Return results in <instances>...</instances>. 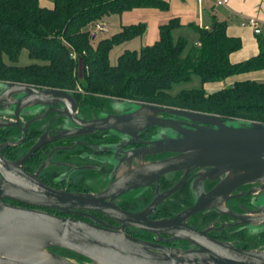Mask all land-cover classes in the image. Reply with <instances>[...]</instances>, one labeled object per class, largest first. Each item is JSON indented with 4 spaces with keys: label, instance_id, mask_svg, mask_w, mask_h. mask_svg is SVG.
I'll list each match as a JSON object with an SVG mask.
<instances>
[{
    "label": "water",
    "instance_id": "1",
    "mask_svg": "<svg viewBox=\"0 0 264 264\" xmlns=\"http://www.w3.org/2000/svg\"><path fill=\"white\" fill-rule=\"evenodd\" d=\"M94 36L93 32L91 39ZM0 88H4L0 94V107L8 105L5 113L13 115L15 121L19 113L32 114L34 106H56L54 109L59 110L62 117L81 129L78 133L107 131L124 143L149 145L135 153L174 154L141 167H136L135 163L134 168L105 188V194L102 191L94 195L55 189L20 168L28 154L42 144L41 139L20 160L7 161L0 155V199L60 213L97 211L120 224L115 230L99 221L91 223L4 204L0 200V264H76L71 258L54 252V248L79 255L85 259L84 264H264V249L237 247L209 238L205 231L179 224L184 217L202 210H223V203L231 197L230 193L241 185L257 184L246 193L260 191L259 195L264 197V123L223 120L214 114L117 99L104 100L105 107L112 113H100L80 121L68 91L10 82L0 83ZM9 95L15 97L6 101L4 97ZM50 110L29 120L23 127L44 117ZM0 124L14 126L16 123L0 120ZM150 127L154 128L156 137L151 141L140 140L138 136ZM195 168H205L207 177L221 178L172 219L148 220L146 214L177 190L180 181L155 198L144 212H126L103 201L111 191L121 193L146 186L160 174L178 170L186 173ZM244 220L250 224L264 223V203H258L253 215ZM124 226L153 234H168L172 240L189 241L194 247L180 249L158 245L123 232Z\"/></svg>",
    "mask_w": 264,
    "mask_h": 264
},
{
    "label": "trees",
    "instance_id": "2",
    "mask_svg": "<svg viewBox=\"0 0 264 264\" xmlns=\"http://www.w3.org/2000/svg\"><path fill=\"white\" fill-rule=\"evenodd\" d=\"M138 7L164 10L167 3L52 0V6L46 8L39 6L38 0H0V81L57 89L79 88L78 101L93 106L109 99L130 100L214 114L223 120L264 123V81H236L213 91L203 88L207 82L264 69V41L260 37L255 56L233 64L228 61V54L239 48L240 41L225 34L224 22L214 20L209 28L187 25L195 34L189 40L174 35L181 25L170 19L159 26L154 43L138 50H123L111 65L109 52L139 35L143 24L122 26L120 31L95 43L88 27L108 15ZM23 48L31 62L20 65L16 59ZM71 52H75L74 59ZM2 57L8 61L4 62ZM194 78L198 81L193 86H185ZM254 247L257 248L256 244ZM52 250L67 253L76 264L85 261L66 250Z\"/></svg>",
    "mask_w": 264,
    "mask_h": 264
},
{
    "label": "flooded vegetation",
    "instance_id": "3",
    "mask_svg": "<svg viewBox=\"0 0 264 264\" xmlns=\"http://www.w3.org/2000/svg\"><path fill=\"white\" fill-rule=\"evenodd\" d=\"M3 89L0 88V94ZM62 90L71 93L75 102V114L80 121L97 117L100 113H112L105 107L104 100L96 106L81 104L77 99L81 93L79 88ZM13 97L15 95L5 96L4 99L7 101ZM6 107L8 105L0 107V120L16 124L14 126L0 124V155L7 161L20 160L41 139L42 144L29 153L19 166L24 172L34 174L44 184L65 192L94 195L103 191L105 194V188L124 172L134 168L135 163L136 167H141L174 155L168 152L144 155L140 152L135 153L137 152L135 150H145L149 145L142 142L124 143L122 139L107 131L78 133L81 129L62 117L60 111L54 109L56 106H34L31 108L34 110L32 114L19 113L16 121L13 115L5 113ZM50 108L44 117L23 127L26 122L42 115ZM51 119L53 120L50 121ZM64 134L68 135L56 138ZM156 135L154 128L150 127L145 128L138 138L151 141ZM205 172V168H195L186 173L183 170L163 173L146 186L130 188L121 193L111 191L103 201L126 212H144L149 209L155 198H159L163 192L180 181L181 185L177 190L163 198L146 214L148 220L172 219L191 206L196 196L207 192L221 178L207 177ZM256 186L257 184L241 185L230 193L231 197L223 203L225 206L223 210H202L184 217L179 224L197 231H205L209 238L226 241L237 247L242 246L241 248H244L242 239L253 237L256 247L264 249V232L252 231L250 226L257 223L244 222V219L251 217L257 209L258 202L255 198L260 191L255 194L246 193ZM0 200L4 204L34 208L91 223L99 221L110 229L120 228L119 223L97 211L74 210V213H60L7 198ZM244 216L247 218L243 219ZM121 230L131 236L166 247L180 249L194 247L189 241L172 240L168 234H153L133 226H124Z\"/></svg>",
    "mask_w": 264,
    "mask_h": 264
},
{
    "label": "crops",
    "instance_id": "4",
    "mask_svg": "<svg viewBox=\"0 0 264 264\" xmlns=\"http://www.w3.org/2000/svg\"><path fill=\"white\" fill-rule=\"evenodd\" d=\"M163 1L167 3V8L164 10L149 7L132 8L118 15H108L102 22L104 23L105 20L106 29V22H108L115 33L120 31L122 26L143 24V31L127 40L137 39V49L131 50H138L154 43L158 39L159 26L167 23L170 19H176L181 25L174 31V35H182L192 39L195 34L187 25L193 24L197 27L209 28L214 20L224 22L225 34L236 37L240 41L239 48L228 54V61L232 64L255 56L258 52L257 38L260 37L264 41V0H224L222 3H217L220 0ZM38 4L41 7L50 8L52 0H38ZM246 18H254L258 22L259 33L255 34L251 27L241 24ZM243 80L264 81V69L237 73L217 82H207L203 84V88L207 91H213Z\"/></svg>",
    "mask_w": 264,
    "mask_h": 264
},
{
    "label": "rangeland",
    "instance_id": "5",
    "mask_svg": "<svg viewBox=\"0 0 264 264\" xmlns=\"http://www.w3.org/2000/svg\"><path fill=\"white\" fill-rule=\"evenodd\" d=\"M104 25H105V20H104ZM106 26H107V29H106V31L104 33L103 32L102 33H96V36L93 38V43H95L101 37H109L113 33H115V31L113 30V28L110 26V24L108 22H106ZM188 39L191 40L192 38L190 39V37H188ZM136 45H137V39H135V38L132 41H126V42L121 43L117 48H114L113 50H111L109 52V54H108L109 63L111 65L115 64L118 55L123 51V49H130V50L131 49H137ZM2 60L4 62L8 61V59L5 58V57H2ZM30 62H31V60L28 57L26 50L24 48L21 49L19 54H18V57L16 59V63L20 64V65H24V64H28ZM77 76H78V78L80 80V78H81V69H80L79 65H78V68H77ZM197 81H198L197 78H194V79H192L191 82H189L185 86H193L194 83L197 82ZM3 82H6V81H3ZM10 83H15V82H10ZM21 84H26V83H21ZM142 103H148V102H142ZM149 104H153V103H149ZM154 105H158V104H154ZM159 106L171 107V106H167V105H159ZM173 108H176V107H173ZM256 200H257L258 203H264V197L261 196V195H259ZM250 228H252V231L262 230V229H264V223H260V224H257V225L250 226ZM254 239L255 238H253V237L247 238V239H242L243 242L242 241L241 242L243 243V246H245V245L248 246V247L245 246V248H250V247H254V245H255V240ZM238 247H242V246H238ZM258 249H262V248H258ZM60 253H62L63 256L70 258L67 253H65V252H60ZM71 259H73V261L75 260L74 258H71ZM77 264H84V262H81V263L77 262Z\"/></svg>",
    "mask_w": 264,
    "mask_h": 264
},
{
    "label": "built area",
    "instance_id": "6",
    "mask_svg": "<svg viewBox=\"0 0 264 264\" xmlns=\"http://www.w3.org/2000/svg\"><path fill=\"white\" fill-rule=\"evenodd\" d=\"M222 2H224V0H220L217 3H222ZM241 24L251 27L255 34L259 33V31H260L259 24L254 18H246L242 21ZM88 28L90 29V31H92V33L94 32L95 35H96V33H102V32L104 33L106 31V27L102 21L95 22L94 24H92ZM70 57L72 59H74L75 58V52H71Z\"/></svg>",
    "mask_w": 264,
    "mask_h": 264
}]
</instances>
